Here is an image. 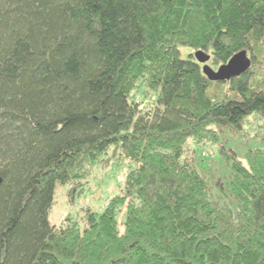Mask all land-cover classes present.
<instances>
[{
    "label": "trees",
    "instance_id": "1",
    "mask_svg": "<svg viewBox=\"0 0 264 264\" xmlns=\"http://www.w3.org/2000/svg\"><path fill=\"white\" fill-rule=\"evenodd\" d=\"M181 47L251 66L210 81ZM250 116L264 0H0V264H264V128L243 159L222 150L225 185L190 148ZM115 149L119 193L82 229L50 223L57 186Z\"/></svg>",
    "mask_w": 264,
    "mask_h": 264
},
{
    "label": "rangeland",
    "instance_id": "2",
    "mask_svg": "<svg viewBox=\"0 0 264 264\" xmlns=\"http://www.w3.org/2000/svg\"><path fill=\"white\" fill-rule=\"evenodd\" d=\"M180 49L183 56L194 53V50H189L188 47H181ZM207 64L214 69L219 66L214 64L212 60H209ZM144 95H149L147 90L144 91ZM144 100L149 99L145 98ZM263 128L264 119L250 116L247 122H244L241 132H234L223 127L219 130L218 141H207L201 145L191 143L190 148L194 151L192 156L197 164L202 162L203 167L206 165L203 172L210 182L221 180L225 185L228 168L222 150L224 149L226 152L234 151L239 159H243L246 150L257 145V140L260 138ZM202 152H205L206 155H203ZM109 155L106 156L107 160L105 162L92 169L89 177L80 180L82 185L77 184L75 191L70 192L71 187L68 185L57 186L54 194V204L48 214L50 223L60 225L63 219L69 216L76 220L78 227L82 229L87 209L100 212L106 206L108 200L119 193L125 175L129 170V165L125 162L117 164L116 162L119 163V161L114 164L113 157L121 156L118 150H113L111 157Z\"/></svg>",
    "mask_w": 264,
    "mask_h": 264
},
{
    "label": "water",
    "instance_id": "3",
    "mask_svg": "<svg viewBox=\"0 0 264 264\" xmlns=\"http://www.w3.org/2000/svg\"><path fill=\"white\" fill-rule=\"evenodd\" d=\"M194 57L202 65V72L208 80L214 82L227 81L245 74L250 66L251 59L247 50H240L234 53L225 63L220 64L216 69L207 64L210 55L202 50H197Z\"/></svg>",
    "mask_w": 264,
    "mask_h": 264
}]
</instances>
